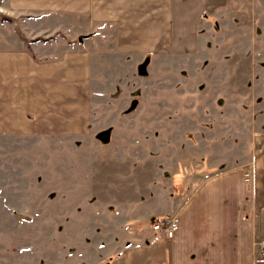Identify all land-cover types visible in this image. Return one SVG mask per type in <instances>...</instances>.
<instances>
[{
    "label": "rangeland",
    "instance_id": "1",
    "mask_svg": "<svg viewBox=\"0 0 264 264\" xmlns=\"http://www.w3.org/2000/svg\"><path fill=\"white\" fill-rule=\"evenodd\" d=\"M176 17L177 52L94 69L91 122L108 143L39 135L0 147V264H110L198 182L252 156L264 132V0H181ZM18 20L0 15L27 47L56 36H28Z\"/></svg>",
    "mask_w": 264,
    "mask_h": 264
},
{
    "label": "crops",
    "instance_id": "2",
    "mask_svg": "<svg viewBox=\"0 0 264 264\" xmlns=\"http://www.w3.org/2000/svg\"><path fill=\"white\" fill-rule=\"evenodd\" d=\"M177 1L0 0V15L23 19L17 21L23 33L56 35L27 47L11 23L0 21V147L39 135L95 134L108 143V129L93 131L91 122L94 69L103 60L177 52ZM249 146L252 156L243 164L194 186L176 209L172 238L155 233L110 264L126 255L133 264L143 256L148 262L141 264H264L257 253L264 242V132Z\"/></svg>",
    "mask_w": 264,
    "mask_h": 264
},
{
    "label": "built area",
    "instance_id": "3",
    "mask_svg": "<svg viewBox=\"0 0 264 264\" xmlns=\"http://www.w3.org/2000/svg\"><path fill=\"white\" fill-rule=\"evenodd\" d=\"M251 180V172L244 173V181L249 182ZM179 226V217L177 215L170 216H158L154 219L152 230L156 234H161L164 237L172 238L175 231ZM258 245V256L264 259V242L260 241Z\"/></svg>",
    "mask_w": 264,
    "mask_h": 264
},
{
    "label": "water",
    "instance_id": "4",
    "mask_svg": "<svg viewBox=\"0 0 264 264\" xmlns=\"http://www.w3.org/2000/svg\"><path fill=\"white\" fill-rule=\"evenodd\" d=\"M81 40V38H79V41Z\"/></svg>",
    "mask_w": 264,
    "mask_h": 264
}]
</instances>
